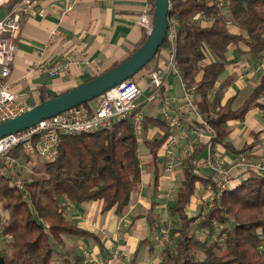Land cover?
<instances>
[{
	"label": "trees",
	"instance_id": "1",
	"mask_svg": "<svg viewBox=\"0 0 264 264\" xmlns=\"http://www.w3.org/2000/svg\"><path fill=\"white\" fill-rule=\"evenodd\" d=\"M149 1L153 25L155 0ZM225 1L240 28L237 33L228 29L219 0H170L169 20H174L177 27L175 58L183 79L197 85L196 98L202 112L207 116L217 114L210 119L217 139L239 153L244 147L236 149L226 141L228 121L243 119L253 105L264 108V102L258 101L264 97V71L253 91L235 109L232 97L222 103L224 84L218 81L226 70L230 48L249 60L264 58V0ZM195 14L212 18V23H195ZM150 31L149 28L133 53L145 43ZM241 43L248 49L242 50ZM167 46L165 40L145 67ZM153 69L158 65L154 64ZM56 95H46L42 100ZM81 105L92 110L93 100ZM154 121L165 127L163 122ZM166 136L148 142L158 147ZM138 148L133 125L125 120L113 129L63 134L56 156L40 166L36 158L23 156L17 150L15 154L30 163L33 172L24 191L12 185L9 178L0 179V234L8 238L5 246L0 245V264H52L56 248L64 245V235H93L67 218L62 198L72 202L101 201L103 211L115 208L120 214L141 181ZM152 151L156 155L154 147ZM182 168L176 200L168 208L175 222L170 230L173 242L161 252L163 264H264V174L250 171L220 191L212 176L200 170L194 152L183 158ZM198 183L211 185L215 195L196 222L198 216L191 215L188 207ZM195 223L203 236L193 229ZM76 262L83 264L81 254Z\"/></svg>",
	"mask_w": 264,
	"mask_h": 264
},
{
	"label": "crops",
	"instance_id": "2",
	"mask_svg": "<svg viewBox=\"0 0 264 264\" xmlns=\"http://www.w3.org/2000/svg\"><path fill=\"white\" fill-rule=\"evenodd\" d=\"M149 3V0H40L33 11L23 17L17 39L18 51L11 65L9 81L18 97L28 107L35 106L44 96L62 93L126 60L153 26ZM68 6L71 8L68 9ZM145 15L151 18L149 24L142 21ZM202 15L193 16L195 23ZM203 18L198 24L212 23V18ZM227 25L230 31L235 28L232 23ZM54 30H59L61 34L52 36ZM239 31L240 28H237L231 32ZM168 54V47H163L153 63L135 75L144 88L139 104L143 116L142 128L137 135L142 170L140 183L120 214H116L115 208L103 211L101 201L72 202L62 198L67 218L93 235H64V245L59 247L56 258L59 264H77V256H83L86 249L101 255L114 254L116 251L118 255L114 257L113 264H162L163 248L158 243L159 226L163 220L174 217L168 208L176 200L183 176V158L194 152L200 170L209 177L212 172L203 164L209 144L227 165L241 160L264 161V108L260 106L253 105L243 119L228 121L226 141L236 149L244 147L239 153L217 138L210 139L206 135L199 137L194 131L198 127L197 123L186 118L174 126L167 122L163 111L167 109L173 114L177 109L183 95L182 78L170 71L154 100L149 99L151 91L145 87L150 73L154 71L153 65L159 68L167 60ZM68 57L71 60L70 70H60L52 76L45 69L56 62H65ZM244 58L247 59L245 54L230 48L226 70L218 81V84H224L222 103L232 97L234 109L243 104L258 84L262 73L253 71L260 59L249 63ZM145 94L146 101L154 103L152 115L141 111L146 103L142 100ZM156 112L161 117H156ZM154 120L163 122L165 127ZM165 135L166 140L158 147L148 142ZM172 135L177 136L179 142L174 148L177 164L170 172L166 170L165 163L169 151L168 138ZM153 147L156 155L152 151ZM20 161H23L21 157ZM249 172L243 167L235 168L226 184L229 185L231 180L230 184H235L248 176ZM204 188V193L210 194L208 187L198 183L189 211L196 208L195 201L204 195Z\"/></svg>",
	"mask_w": 264,
	"mask_h": 264
},
{
	"label": "built area",
	"instance_id": "3",
	"mask_svg": "<svg viewBox=\"0 0 264 264\" xmlns=\"http://www.w3.org/2000/svg\"><path fill=\"white\" fill-rule=\"evenodd\" d=\"M0 0V13L4 8V13L0 14V122L8 118L17 116L27 110L24 100L18 97L17 92L9 81L11 65L15 60L18 51L17 39L22 29L24 15H28L40 0ZM219 4V3H218ZM223 5V2L220 3ZM71 6H68V9ZM205 18V15H202ZM144 24L150 23L151 18L145 15L142 18ZM227 24L233 23L231 19L226 20ZM59 30H54L52 36L57 35ZM169 56L167 60L156 70L150 73L147 80L146 89L151 91L150 100L158 96V91L164 86L167 74L172 71L183 83V95L173 114L167 109L163 111L167 122L174 126L186 118L197 123L195 132L200 136H208L210 139L217 138V132L211 125L210 119L217 116L212 113L205 115L195 96L196 84H187L182 77V70L176 61L175 51L177 44V27L174 20H169V28L166 36ZM65 62H56L45 69L52 76L58 74L60 70H70L71 60L66 58ZM254 72L264 71V58L257 62ZM144 92L134 76H131L103 94L93 99V109L79 105L55 116L41 120L36 125L25 130L12 133L0 138V179L9 178L12 185L25 190V182L13 175V172L20 166L19 154L32 158L53 159L63 134H74L78 132H96L101 129H113L117 124L130 120L135 133L138 135L142 128L143 116L139 110L140 98ZM178 137L172 135L168 138V152L166 154V170L173 171L177 164V155L174 148L178 146ZM203 164L210 168L215 185L223 191L228 185L226 182L231 178L235 168L243 167L245 170L254 171L257 174H264V161L241 160L232 165H227L223 158L216 153L209 144L208 154L203 160ZM29 170L31 168L29 167ZM210 199L213 188L208 185ZM173 238L170 227L162 226L158 243L161 247L171 243ZM114 254L101 255L92 250L83 252V264H113Z\"/></svg>",
	"mask_w": 264,
	"mask_h": 264
},
{
	"label": "water",
	"instance_id": "4",
	"mask_svg": "<svg viewBox=\"0 0 264 264\" xmlns=\"http://www.w3.org/2000/svg\"><path fill=\"white\" fill-rule=\"evenodd\" d=\"M170 0H155L154 23L145 43L126 60L21 114L0 122V138L36 125L41 120L91 101L123 80L136 75L154 58L166 39Z\"/></svg>",
	"mask_w": 264,
	"mask_h": 264
},
{
	"label": "rangeland",
	"instance_id": "5",
	"mask_svg": "<svg viewBox=\"0 0 264 264\" xmlns=\"http://www.w3.org/2000/svg\"><path fill=\"white\" fill-rule=\"evenodd\" d=\"M221 2H223V5H220V3ZM219 4H218V6H219V8L221 9V13H222V15H224V17H225V20H228V19H231L232 21H233V19H232V17H231V15H230V13H229V11H228V9H227V7H226V1L225 0H219V2H218ZM4 8H2L1 9V13L0 14H2V13H4ZM201 18H203V17H201ZM199 19V20H197L196 22L197 23H201V20L202 19ZM207 18H208V16H207ZM204 19V18H203ZM233 25H234V27L235 28H231V31H233V30H235V29H239V27H238V25L233 21V23H232ZM242 45V47L244 48V49H247L248 48V46L246 45V44H244V43H241ZM242 57H243V55H242ZM244 60H246V61H248L249 63H253L254 61H255V59L254 60H249V59H245L244 58ZM117 65V64H116ZM260 76V75H259ZM259 80V79H258ZM146 95L147 94H145L144 96H143V98H142V100L145 102L146 101ZM259 100H263L264 101V97H260L259 98ZM154 108H155V106H154V103H151V102H147L146 101V103H145V105H143L142 106V109H141V111H142V113L143 114H151L152 115V110H154ZM157 114H156V117H161L160 116V113L159 112H156ZM139 137V136H138ZM47 159H44V158H36V162H37V166H40L41 164H43L44 163V161H46ZM34 161V162H35ZM29 167H31V165H30V163H28V162H24V161H20V166L16 169V171H14L13 172V175L14 176H16V177H19L23 182H26L27 180H29V175L33 172L32 171V169H31V171H29ZM245 172H247V171H245ZM255 174V173H254ZM232 181V180H231ZM231 181L228 183L229 185H231L230 183H231ZM206 190H207V188H206ZM205 192V188H204V191H203V193ZM205 195H206V197H205ZM212 195L214 196L215 195V191H213L212 192ZM212 202H213V199L211 200L210 199V194L207 192L206 194L204 193V195L202 196V197H200V198H198L196 201H195V204H196V208L194 209V210H191V211H189V213L191 214V215H194V216H198V217H196L197 218V220H196V222L199 220V218H200V216L201 215H203V214H205V212L207 211V209L209 208V206H210V204H212ZM206 204V205H205ZM204 206H206V207H204ZM192 212H195V213H193L192 214ZM174 222H175V217H170V219H168V220H166L165 222H164V225L165 226H169L170 227V230L174 227ZM164 225H162V226H164ZM161 226V227H162ZM196 232H197V234L199 235V236H203V233L201 232V231H199V229H198V227H197V223H195L194 224V228H193ZM7 240H8V238L6 237V236H4V235H2V234H0V245L3 247V246H5V244H6V242H7ZM173 242V241H172ZM172 242L171 243H169V244H167V245H171L172 244ZM167 245H165V246H167ZM165 246L164 247H162V248H165ZM60 249H59V247H57L56 248V253H55V255H54V258L52 259V264H59L58 262H56L57 261V256H58V251H59ZM162 264H163V262H162Z\"/></svg>",
	"mask_w": 264,
	"mask_h": 264
}]
</instances>
